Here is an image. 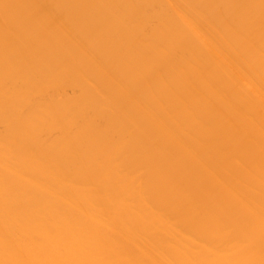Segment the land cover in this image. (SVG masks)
<instances>
[{
	"label": "bare ground",
	"instance_id": "bare-ground-1",
	"mask_svg": "<svg viewBox=\"0 0 264 264\" xmlns=\"http://www.w3.org/2000/svg\"><path fill=\"white\" fill-rule=\"evenodd\" d=\"M42 1L34 4L42 6L43 15L35 13L42 26L48 20L68 23L63 13L56 14L55 2L53 7ZM257 1H56L71 10L76 26L81 20L82 30L93 32L91 39L80 32L90 39L82 48L96 58L89 56L83 71L96 61L93 72L109 90L119 86L116 92L121 90L127 107L122 110L121 103L117 112L110 111L116 107L109 105L113 95L106 88L108 102L103 95L104 102L97 99L101 104L92 102V81L84 86L93 88V97L89 92V98L81 97V91L80 98L61 99L67 97L57 94L73 72L71 85L98 75H84L78 67L83 64L74 59L78 65L73 68L70 61V69L71 58L67 68L58 60L54 64L55 55L49 53L50 60L44 46L41 51L33 44L29 51L26 36L16 34L17 40L12 33L16 42L11 29L5 31L13 16H6L10 24L0 19L7 25L0 31V264H264V179L243 180L248 173L260 174L264 161L235 155L245 146L219 149L231 139L221 132L227 125L220 121V102L231 107L226 110L234 120L249 124L261 110L258 102H264V16L259 15L264 0ZM218 3L231 10L222 8L224 14ZM61 4L60 13L66 10ZM145 7L154 11L145 13ZM61 25L63 36L76 28ZM66 35L71 44L79 41V35L73 40ZM63 38L58 42L67 48ZM52 91L60 99H51ZM102 120L106 124L100 125ZM144 120L154 126L158 144L168 145L170 162L201 166L199 178L220 193L210 200L226 206L208 208L176 181L164 159L152 155L150 143L136 147L131 133ZM257 131L264 136V126ZM143 171L156 173L155 180L145 181ZM225 212H234V218L225 219Z\"/></svg>",
	"mask_w": 264,
	"mask_h": 264
},
{
	"label": "rangeland",
	"instance_id": "rangeland-1",
	"mask_svg": "<svg viewBox=\"0 0 264 264\" xmlns=\"http://www.w3.org/2000/svg\"><path fill=\"white\" fill-rule=\"evenodd\" d=\"M6 1V0H5ZM9 1V0H8ZM8 1H6V3H4L2 0L0 1V10H3L4 9V7H6V4L8 5V3L9 2H11L12 0H10L9 2ZM14 2H12V5L15 7L14 9H12L13 8V6L11 5V3L8 5V9H7V7L5 8L6 9V11H4L3 10V12L1 11V13L3 14V16L5 15V17H3L1 14H0V19L3 21L4 20V22L6 23H8V24H10V20H11V28L8 26L7 28L5 27V26H7V25H4L5 23L4 22H2V23H0V25L1 24H3L4 25V27L5 28H1V27H3V25H1V27H0V31L2 32L3 30H5V29H7V30H5V31H7V32H9V29H11V31H10V33H8L9 34V36H10V38L11 39H14L15 41H16V38H18L17 37V35L19 36V34L21 35V37L20 38H22V37H25L26 36V38L23 40L25 43V45L26 46H28L29 45V42L31 43V48H29V51H32L33 52V48H32V45L33 44H35L34 45V47L35 46H37V47H35V49H37V48H39V49H41V47L43 48V46L44 47H46L47 48V50H48V45L50 46V48L51 49H53V51L54 50H56V51H54V54H53V52H52V50L50 49V51H47L46 50V48L44 49L43 48V50L41 49V51H45V52H47L48 54H47V56H49V55H51V57L52 56H54L55 55V60H54V58H51L50 56H49V59L50 60H54V61H51V62H53L54 64H56L57 63V61L56 60H58L59 62L58 63H62V65L63 64H65L64 66L66 67V65H67V61H65V60H69V58H71V60H69V62H68V65H67V67H70V69H71V65L72 64H74V62L76 61V63H79V62H81L82 64L84 63V62H88V60L87 59H89V56H90V61L91 60H95L94 59V56H91V55H89L88 53H86L85 51H84V47L82 48V42H84L83 44L84 45H86L85 43L86 42H88L89 43V41H90V39H91V37H92V35H94L93 34V32H91V35L89 36L88 35V31H87V33L84 31V30H82V28H84L85 27V25H81L80 23H79V21L80 22H82L81 20H79L78 21V24H77V26H76V24L74 23L75 22V20H72V17H73V19H74V15L72 16V14L71 13H69V11L71 12V10L69 9V11H68V9H67V7H65L66 5L65 4H63V2H62V4L61 3H56V1H59V0H46V2H45V0H41L43 3H44V5L45 4H48V5H50L51 4V6L53 5V7H55V5H56V9H57V6L58 7H60V9L62 8L61 6H59L60 4L61 5H65L64 7L66 8V10L63 8V11L65 10V11H67L66 12V14H65V12H63L62 10V12L60 13L59 11H60V9H58V10H55V12H57L56 14H58V15H60V14H62V15H60L61 17H63V20H65L64 22H67V20H68V23H61V24H63V26H65V24L67 25V26H65V28L66 27H69L70 29L72 28V27H76L75 29L74 28H72L73 30H75V34H76V32L78 33V34H76V35H79V38L78 37H76V35L74 36V34H73V30H71L70 32H69V35L67 36L66 34H64L65 32H64V27H61L59 24L57 25V24H55V23H53L52 21H49L48 20V22H50V24L48 23V25H47V23H46V25H44V26H42V24L39 22L40 21V18H39V15L41 16V15H43L42 13L43 12H41V5H40V7L39 6H37V7H39V9L36 7V8H34L37 4L39 5V4H41L40 3V0H33L34 1V3L32 4L31 2H32V0H13ZM17 1V2H16ZM22 1V2H21ZM37 1H39V3H37ZM49 1V2H48ZM234 1L235 0H230V3L231 4H233L234 3ZM2 2V3H1ZM23 2H24V4H23ZM35 2L37 3L36 5H34L35 4ZM55 2V5L53 4ZM61 2V1H60ZM259 4H262V2L260 1V0H258L257 1ZM27 3H29V5H30V7H31V9H30V7H29V5L27 4ZM42 3V4H43ZM50 3V4H49ZM257 3V4H258ZM1 4H3L4 6L2 7V5ZM15 4V5H14ZM21 4H23V7H22V5ZM32 4V5H31ZM57 4H59V5H57ZM219 4V3H218ZM256 4V5H257ZM258 4V5H259ZM17 5H18V7H17ZM221 5H222V3H221ZM253 5L255 6V1L253 2ZM12 6V7H11ZM68 6V5H67ZM225 6V5H224ZM222 7V6H220V4H219V6L218 7H221L220 9H222V8H229V4H228V6L226 7ZM28 8V9H27ZM32 8H33V10H32ZM70 8V7H69ZM9 9H11V10H9ZM17 9L19 10L18 12H17ZM26 9H27V11H26ZM13 10H16V11H13ZM25 10V11H24ZM31 10V11H30ZM34 10H36V11H34ZM39 10V11H38ZM224 10V11H223ZM225 10L226 9H222V11L224 12V14H225ZM231 9L229 8V11H230ZM261 10V9H260ZM22 11V12H21ZM33 11V12H32ZM12 12H15V15L17 16V18H16V16H14V13H12ZM23 12H25V13H23ZM31 12V13H30ZM41 13V14H35V13ZM227 12H228V9H227ZM226 12V13H227ZM18 13V14H17ZM20 13V14H19ZM26 13H29V15H27ZM33 13H34V15H33ZM72 13L74 14L75 12L73 11V9H72ZM11 14V15H10ZM70 14V15H69ZM7 15H10V16H13V17H11V19L10 20H7L6 19V16ZM26 15V16H25ZM33 15V16H32ZM36 15H38L36 18L38 19V20H36V18H34ZM66 15H68V16H66ZM259 15L260 16H264V11H260V13H259ZM20 16H21V20H20ZM29 17V19H28V17ZM65 16V17H64ZM26 19H25V18ZM68 17V18H67ZM3 18V19H2ZM5 18V19H4ZM8 18H10V17H8ZM65 18V19H64ZM69 18H70V20H69ZM17 19V20H16ZM13 20V21H12ZM16 20V21H15ZM25 20V22H23ZM29 20V22H26V21H28ZM35 22H33V21ZM63 20H62V22H63ZM19 21H21V23H19ZM6 23V24H7ZM26 24V26H25V24ZM28 23H29V25H28ZM33 23V24H32ZM52 23V24H51ZM76 23H77V20H76ZM83 23V22H82ZM20 24H22V27L20 26ZM31 24V25H30ZM41 24V25H40ZM54 24H55V26H54ZM72 24V25H71ZM73 24H75V26L73 25ZM84 24V23H83ZM152 25H153V23H151ZM150 24V25H151ZM79 25H80V27H79ZM15 27L14 29H12L13 27ZM28 26V27H27ZM37 26H39L38 28H37ZM40 26H42V27H40ZM58 26V27H57ZM19 27H21V28H19ZM27 27V28H26ZM59 27L61 28V29H59ZM151 27H153V26H151ZM19 29V31L17 30V29ZM24 28V29H23ZM29 28H30V30H31V32L29 31ZM36 28V29H35ZM43 28V29H42ZM27 29V30H26ZM37 29H39L40 30V32H39V30H37ZM42 29V30H41ZM62 29H63V34H64V36L66 35V37H69V39L71 38L70 37V35H71V32H72V38H71V40H73V39H75V38H78L79 39V41H72V43L73 42H75L74 44H71V42L69 43V41H68V38H63L64 36L62 35V34H60V33H62ZM15 30L18 32V33H16L15 32ZM22 30V31H21ZM26 32H25V31ZM33 31V32H32ZM35 31H37V32H35ZM61 31V32H60ZM81 31H84L83 32V34L84 33H86L85 35H86V37H90V39L88 40V38H86L85 37V35H81L80 34V32ZM24 32V33H23ZM30 32V33H29ZM60 32V33H59ZM3 33H4V31H3ZM17 34L16 36L15 35H13V34ZM34 34V36H38V38H34L33 37V35H32V37H30L31 35H29V34ZM36 33V34H35ZM6 34V33H5ZM27 34H28V36H27ZM60 34V36L57 38V36ZM14 36L16 37V38H14ZM74 36V37H73ZM82 36H84V39H82L83 37ZM28 37V38H27ZM41 37V38H40ZM61 37V39L63 38L64 40H66L68 43H66V44H64L63 46H66L67 47V45L69 44V46L67 47V48H63L62 47V42L61 43H59L58 41H60L59 40V38ZM81 37V38H80ZM20 38H18L17 40H21ZM30 38H31V40H30ZM42 40L43 39V42L45 43H43L40 39ZM56 38L58 39V40H56ZM28 39V40H27ZM34 39H36V40H34ZM38 39V40H37ZM81 39V40H80ZM13 40V41H14ZM33 40V41H32ZM63 40V41H64ZM82 40H84V41H82ZM14 41V42H15ZM23 41H21V43L23 42ZM29 41V42H28ZM57 41V42H56ZM17 42V41H16ZM42 42V43H41ZM19 43V42H18ZM21 43H19V44H21ZM36 43H41V45L40 44H37L36 45ZM59 43V44H58ZM64 43H65V41H64ZM76 43H79V45L78 44H76ZM47 44V46H45ZM61 44V45H60ZM71 44V45H70ZM23 45V44H22ZM39 46V47H38ZM61 46V47H60ZM63 49V50H62ZM83 49V50H82ZM38 50V49H37ZM81 50L83 51V54H84V56H82L81 55ZM49 53H51V54H49ZM86 54V55H85ZM92 58V59H91ZM72 59H74V60H72ZM62 60H64L65 62H63ZM78 60V61H77ZM72 62V64H71V62ZM50 62V63H51ZM94 63L92 64L91 62H89L90 64H92V66L90 65V64H88V66L86 65V69H84V71H83V67L85 66V64H83V66H78L82 71H83V74L84 75H86L87 73L89 74V73H91V72H93V70L95 69V71L94 72H96L97 70L96 69H98V65H97V63H96V66H95V62L96 61H93ZM52 63V64H53ZM57 63V64H58ZM53 64V65H54ZM56 64V65H57ZM82 64H80L79 63V65H82ZM76 65V66H75ZM77 65L78 64H74V66H73V68H75V67H77ZM94 66V67H93ZM66 67V68H67ZM97 67V68H96ZM85 72H86V74H85ZM93 72V75H87L88 77H93V76H95V74L96 75H98L97 73H94ZM75 75V73L73 72V74H72V76H71V78L68 80L69 82H67V86H65V87H68V88H65L64 87V89H62L61 91H64V92H60V93H58V92H56V94L57 95H59V94H61V93H63V94H65V96L67 97V98H61V99H67V100H71V99H74V98H76V96L77 97H79L80 98V96H81V94L83 95V93L85 94V92H91L92 91V89H93V91L91 92V93H95V97L92 99V102L94 101H96L97 99H104V98H102V95H103V97H106V99H104L105 100V102L107 101V99H109V97L111 98V93H112V97L113 98H115V97H118V95H121L120 97L122 98V96H123V94H120L121 93V90L119 91V93L118 92H116L117 91V88L119 87H117V86H114L113 84L111 85V84H109V85H111V86H109V87H111L110 89L111 90H109V88H108V84L106 83V82H103L102 81V78L101 77H99V75L97 76V77H99L98 79H97V77H96V79L94 78V80L92 79V80H90L91 78H88V80L90 81V84H89V81L88 80H86V81H84V82H86V84L85 83H83V85H82V80L81 81H78L77 82V84H76V82L75 83H73L74 84V86H75V84H76V86H78V87H74L73 86V84L71 85V83H72V81L73 80H71L72 78H73V76ZM76 76V75H75ZM100 78H101V80H100ZM98 81L97 83H99L100 85H98V87L96 86L97 84L94 82V81ZM91 81L94 83H92L91 84ZM101 81V82H100ZM71 82V83H70ZM79 82H80V89L78 90L77 88H79ZM88 82V83H87ZM102 82L104 83V84H102ZM70 84V86H68ZM105 84H107V85H105ZM87 86H93V88L91 87V89L90 90H87L86 91V87ZM106 87H105V86ZM100 86L102 87V88H100ZM104 86V87H103ZM72 87V88H71ZM81 87H84V88H81ZM76 88V89H75ZM96 88V89H95ZM103 88H106V90L108 91L109 90V92H110V94L109 93H107L106 92V94H108V98H107V95L105 94V92L103 93L102 91L104 90V91H106L105 89H103ZM108 88V89H107ZM113 88L115 89V90H113ZM82 89V90H81ZM85 91H84V90ZM99 89V90H98ZM102 89V90H101ZM95 90L97 91V95H96V92H95ZM101 90V92H99ZM118 90H119V88H118ZM50 91V90H49ZM82 91V93L79 95L78 93H80ZM84 91V92H83ZM113 91V92H112ZM53 92V91H52ZM52 92H50L51 93V96H53V97H51V99H53V98H56V97H59V96H57L56 94H55V92H53L54 94H52ZM90 92L88 93V95H89V97H90V95H91V97H93V94H90ZM115 92V94L116 93H118L117 94V96H114L115 94H113ZM49 93V92H48ZM86 93V94H87ZM99 93V94H98ZM102 93V94H101ZM122 93H124L123 91H122ZM147 93H149V92H147V91H145V94H144V96H148V95H146ZM79 96H78V95ZM83 95V96H81V97H85L86 96V98L88 97V95ZM150 94V93H149ZM50 94H48V96H49ZM56 95V96H55ZM101 95V96H100ZM105 95V96H104ZM64 96V95H63ZM68 97H70V99L68 98ZM72 97V98H71ZM88 97V98H89ZM90 97V98H91ZM120 97H118L119 99H120ZM233 97H235V95H232L230 98H233ZM50 98V97H49ZM113 98H111L110 100L111 101H113V102H111L110 103V100H109V105L111 104V105H113L114 104V106L116 107V109H114V107H112L111 106V109H110V111L111 110H115L116 112H117V110H119V111H122V110H124L127 106H125V108H124V105H127V102L126 103H124V101H123V98L121 99V100H118V99H116L115 101L114 100H112ZM229 98V99H230ZM57 99V98H56ZM56 99H53V100H56ZM59 99H60V97H59ZM104 100L102 101V102H104ZM99 101V104H101L102 102L100 101V100H97V102ZM117 101V102H116ZM118 101H121L120 102V104H118ZM108 102V101H107ZM115 102V103H114ZM152 102V101H151ZM113 103V104H112ZM121 103H124L123 104V109L122 110H120L121 109ZM93 104V103H92ZM98 104V103H97ZM97 104L95 103L94 105L97 107ZM99 104H98V106H99ZM118 107H117V106ZM228 105V104H227ZM226 105V103H224L223 101H221L220 102V105H219V108H220V110H221V114H220V121H223L224 122V124L225 125H227V126H225L224 127V129H222L221 130V132H222V134H226V135H228L229 137H231V139L228 141V142H224V143H220V146H219V149L220 150H226L227 148H236V147H241V146H245V148L246 149H243L244 151H241V153H238V152H236L235 153V155H241L242 156V158H244L245 160L244 161H251V160H253L254 158H258V160L259 161H264L263 160V155H264V136H263V134L262 133H260V132H258L257 131V126H264V102H263V100L261 99L259 102H258V105L261 107V110L260 111H258L256 114H255V117H254V120H253V123L252 124H249L248 122H247V120H245V119H240V120H234V115L233 114H231L232 112H228V110H229V108L228 107H230V106H228V107H226L227 106ZM161 107V106H160ZM160 107H158V108H160ZM119 108V109H118ZM228 108V110H226ZM230 109H231V107H230ZM231 111V110H230ZM105 112V113H104ZM103 113H102V115L103 114H107V112L108 111H104ZM101 115V116H102ZM114 119V118H113ZM215 119H217V118H215ZM117 121V120H116ZM143 122V124H139L140 126L136 129V131H134L135 130V128L132 130V135H133V137L135 136V139H134V143H135V145H136V147H138V149L140 150L141 149V147L143 148V146H144V148H145V145H146V147H147V145H148V143H150V145L149 146H152V148L154 149V150H152L153 151V153H152V155H154V157H156L157 156V158L159 157V158H162V159H164V161H165V163H166V167L168 168V170L170 171H173L175 174H176V181L177 182H179L180 184H182L184 187H186V188H188V190L192 193V194H195L197 197H198V200L200 201V202H202V204H204V205H206V206H209L208 208H210V207H213V206H221L222 204H223V206H226V204H228V202L227 201H225V202H227V203H225L224 204V202L222 201V200H220V199H217L216 198V200L214 201V203L210 200V198H212V197H214V196H218L220 193H219V191L217 190V188H212V187H208L207 186V184H206V182L204 181V180H202V179H200L199 178V173L201 172V170H202V167L201 166H197V165H193V166H189V167H185V165H183V164H174V163H171L170 162V159H169V155H171V154H168V153H170L171 151H170V149H169V147H168V145L167 144H158L159 142H157L158 140H155V138H153L154 136H153V132H152V130H151V127L153 128L154 126H152V125H150L149 123H145L146 121L144 120V121H141V123ZM101 123H102V125H103V123H105L106 124V121H100V125H101ZM154 130V129H153ZM149 132V133H146V132ZM133 132H134V134H133ZM137 135V136H136ZM56 135L54 134V135H52V137L51 138H48L49 140H51V139H53L54 137H55ZM56 138V137H55ZM43 139H46V137L44 138L43 137ZM48 139H46V140H48ZM152 141H154L155 142V144H156V147H155V144L153 143L152 145H151V143H152ZM148 146V147H149ZM135 147V146H134ZM155 147V148H154ZM143 148V149H144ZM138 149H136V150H138ZM142 149V150H143ZM141 154V153H140ZM136 156V155H135ZM133 157L132 159L134 160H136L137 159V157L139 156H137V157ZM219 156H223L221 153L219 154ZM261 158V160H260V158ZM131 158H130V160H132ZM132 160V161H133ZM134 160V161H135ZM133 161V162H134ZM129 162H131V161H129ZM235 169V171H238V169H239V167H235L234 168ZM144 172V171H143ZM143 172H141L142 174H140V175H144V176H142V177H144V179H145V181H154L155 180V177L157 176V174L156 173H154V172H144V174H143ZM262 179H264V169L261 171V173L260 174H258L257 176H253L252 174H250V173H248L245 177H243V180L245 181V182H247L248 184H253L256 180H262ZM234 212H225V214H224V218L225 219H233L234 218V214H233Z\"/></svg>",
	"mask_w": 264,
	"mask_h": 264
},
{
	"label": "crops",
	"instance_id": "crops-1",
	"mask_svg": "<svg viewBox=\"0 0 264 264\" xmlns=\"http://www.w3.org/2000/svg\"><path fill=\"white\" fill-rule=\"evenodd\" d=\"M149 9H150V8L147 9V7H145V9H143V10H144L145 13H148V11H149V12L154 11V10H151L152 8H151L150 10H149ZM144 12H143L142 14H145ZM151 13H152V12H151ZM133 22H134V21H133ZM151 23H152V22H151ZM151 23H150V24H151ZM84 24H85V23H84ZM150 24H149V25H150ZM152 29H153V27H152ZM84 31H86V28H85ZM87 31H88V30H87ZM94 57H95V56H94ZM95 59H96V58H95Z\"/></svg>",
	"mask_w": 264,
	"mask_h": 264
}]
</instances>
